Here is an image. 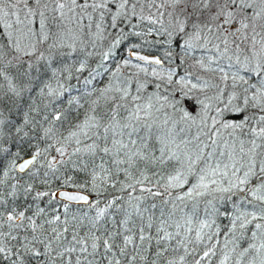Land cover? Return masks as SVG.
Instances as JSON below:
<instances>
[{
	"label": "snow or ice",
	"instance_id": "6c2138e0",
	"mask_svg": "<svg viewBox=\"0 0 264 264\" xmlns=\"http://www.w3.org/2000/svg\"><path fill=\"white\" fill-rule=\"evenodd\" d=\"M0 264H264V0H0Z\"/></svg>",
	"mask_w": 264,
	"mask_h": 264
}]
</instances>
